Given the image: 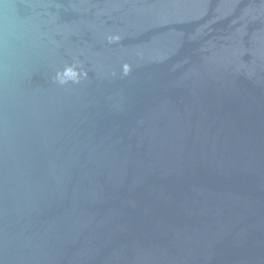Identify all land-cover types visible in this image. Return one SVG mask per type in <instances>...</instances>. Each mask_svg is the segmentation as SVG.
Wrapping results in <instances>:
<instances>
[{"label":"water","instance_id":"95a60500","mask_svg":"<svg viewBox=\"0 0 264 264\" xmlns=\"http://www.w3.org/2000/svg\"><path fill=\"white\" fill-rule=\"evenodd\" d=\"M0 264H264V0H0Z\"/></svg>","mask_w":264,"mask_h":264}]
</instances>
